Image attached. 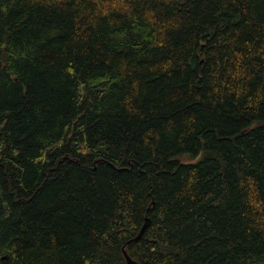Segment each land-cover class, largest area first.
I'll return each mask as SVG.
<instances>
[{"label": "trees", "instance_id": "obj_1", "mask_svg": "<svg viewBox=\"0 0 264 264\" xmlns=\"http://www.w3.org/2000/svg\"><path fill=\"white\" fill-rule=\"evenodd\" d=\"M124 249L264 264V0H0V264Z\"/></svg>", "mask_w": 264, "mask_h": 264}, {"label": "water", "instance_id": "obj_2", "mask_svg": "<svg viewBox=\"0 0 264 264\" xmlns=\"http://www.w3.org/2000/svg\"><path fill=\"white\" fill-rule=\"evenodd\" d=\"M143 231H144V229H143ZM142 233H143V232H141V234H142ZM141 234L137 237V239L141 236ZM137 239H136V240H137ZM124 256H125V258H126L128 264H140V263L134 261L132 258H130V256L128 255L126 249H124Z\"/></svg>", "mask_w": 264, "mask_h": 264}]
</instances>
